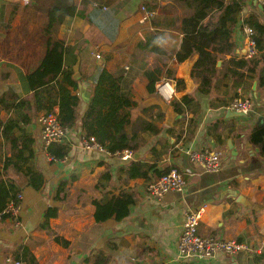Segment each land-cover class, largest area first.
<instances>
[{"label":"crops","instance_id":"1","mask_svg":"<svg viewBox=\"0 0 264 264\" xmlns=\"http://www.w3.org/2000/svg\"><path fill=\"white\" fill-rule=\"evenodd\" d=\"M242 2L232 29L233 52L219 55L217 62L221 63H216L211 73L209 92L198 89L201 79L194 76L196 86L189 92L185 82L178 87L182 62L176 58L183 39V20L194 13L186 0H0V90L12 87L18 91L20 85L24 86L20 72L39 64L46 49V9L51 5L79 6L76 15L54 26L52 32L54 37L81 49L80 82L75 90L80 97L79 116L68 137L72 150L63 159L49 160L38 140V124L34 125L33 133L35 128L38 132L34 133L35 162L48 181L41 190L26 186L18 216L0 219V264H12L7 257H15L24 245L30 247L40 264H96L101 258L100 264H264V147L252 139L253 132L264 125V86L259 85L264 49L258 48L255 71L233 67L229 61L232 57L250 59L244 56L245 19L253 14L264 22V9L261 0ZM143 4L154 11L150 19L142 20ZM156 32L164 33V53L146 54L138 43ZM156 65L163 72L156 91L149 92L145 70ZM103 68L124 76L123 86L136 102L126 131L137 136L140 148L128 159L82 144L81 120ZM233 69L244 75L235 74ZM170 71L174 77H168ZM164 80L168 81V93L174 89L171 99L163 96L169 104L189 93L194 97L181 113L177 112L172 126L165 123L167 113L157 91ZM238 96L252 99V109L246 115L229 106ZM202 147L220 151L219 171H207L191 160L188 150ZM134 160L148 173L129 177L121 170ZM172 166L188 171L186 189L170 190L158 200L151 197L148 182L158 177V171ZM107 171L110 177L105 176ZM62 180L68 181V194L65 200L56 202L59 213L50 222L69 241L66 246L47 237L48 232L39 226L45 209L55 203V189ZM124 189L136 197L130 214L122 220L97 222L93 199L111 198ZM239 195L245 204L238 200ZM200 206L205 207L199 224L201 235L236 237L254 251L179 259L185 215Z\"/></svg>","mask_w":264,"mask_h":264},{"label":"trees","instance_id":"2","mask_svg":"<svg viewBox=\"0 0 264 264\" xmlns=\"http://www.w3.org/2000/svg\"><path fill=\"white\" fill-rule=\"evenodd\" d=\"M194 13L185 17L181 30L183 39L176 58L183 62L186 58L199 54L193 69V76L201 79L198 89L209 92L212 80L211 73L216 70V63L220 54L232 53V29L238 21V15L243 7L241 0H186ZM79 6L72 3L53 4L46 9L47 22L43 32L46 36V49L39 64L34 68L20 72V81L27 89V94H20L10 87L0 94V211H3L9 201L16 199L26 186L36 190L44 189L47 185L45 172L36 165L37 137L29 126L42 112L57 110L61 123L72 128L78 119L80 97L75 93L79 80L74 78V65L81 49L67 43L61 38L53 36V28L62 24L68 17L76 15ZM264 9V2H263ZM218 12L215 17L214 12ZM208 18V22L206 19ZM245 22L255 30V37L259 50L264 49V22L257 15L251 14ZM164 33H150L138 45L148 53H164L162 43ZM233 67L256 70L257 60L236 59L232 57ZM235 74L243 76V71L234 70ZM159 65L145 70L148 78V91H156V83L162 75ZM173 72L168 77H174ZM123 75H115L103 68L99 73L93 96L85 111L81 127L83 136H94L97 141L112 155L117 151L131 149L134 153L140 148L135 134L130 135L126 127L131 122V109L136 105L123 86ZM178 87L184 84L178 79ZM259 85L264 86V71L259 76ZM194 99L191 93L184 95L180 100L174 98L171 104L177 112H182L185 105ZM57 108V109H56ZM2 111L7 113L6 116ZM151 126V124H149ZM264 125L253 132L252 139L264 147ZM70 139L58 143L52 142L47 146V153L56 159H63L72 150ZM172 167L158 171L157 176L168 172ZM125 170L129 177H137L148 173L139 161H132ZM178 168V167H176ZM106 177L111 173L107 171ZM67 180L58 183L55 189L53 205L44 211V219L39 224L57 243L68 245L69 241L59 235L51 226V218L59 213L56 202L67 197ZM136 202L135 194L122 190L119 195L107 199H93L96 205L94 217L97 222L109 219L122 220L130 214L131 206ZM8 215H4L7 217ZM15 258L25 264H40L39 260L28 245L17 251ZM103 262V258L96 264Z\"/></svg>","mask_w":264,"mask_h":264},{"label":"built area","instance_id":"3","mask_svg":"<svg viewBox=\"0 0 264 264\" xmlns=\"http://www.w3.org/2000/svg\"><path fill=\"white\" fill-rule=\"evenodd\" d=\"M261 1L264 2V0ZM140 9L143 12L142 20L150 19L154 15V11L149 9L145 4L141 5ZM244 30L246 34L245 41L247 47L244 56L246 58L255 57L258 53V42L255 37V30L248 24L244 26ZM95 55L97 58H101L102 56L99 52H96ZM167 82V80H164L158 84L157 91L169 100L172 98L174 89L169 93L163 91V87L167 84ZM229 106L235 111L248 114L252 109L253 102L250 97L238 96L232 99ZM35 124H38L39 127L38 140L45 150L52 142L61 143L69 137L71 128L61 123L57 110L42 112L37 117L36 122L30 124V130L33 131ZM82 144L86 148H95L112 155L97 141L94 136H83ZM133 153L134 152L131 149H124L117 151L113 154V156L128 159L133 156ZM188 154L191 160L200 163L207 171L217 172L222 167L221 153L213 148L202 147L196 150H188ZM47 157L49 160H58L49 154ZM187 185L188 171L173 167L168 172L150 180L147 184V192L151 197L158 200L162 199L170 190H185ZM23 198L24 195L22 192L17 195L16 199L9 201L4 210L0 211V219H2L4 215L17 217L21 209ZM204 209V206H200L191 208L187 211L179 241V259H204L212 257L218 252L236 255L241 252L251 253L254 251L253 247L236 237L225 238L220 236L201 235L199 233V224L202 219ZM7 260L12 264H25L22 260H18L11 255L7 257Z\"/></svg>","mask_w":264,"mask_h":264},{"label":"water","instance_id":"4","mask_svg":"<svg viewBox=\"0 0 264 264\" xmlns=\"http://www.w3.org/2000/svg\"><path fill=\"white\" fill-rule=\"evenodd\" d=\"M198 58H199V54H194V55L186 58L182 62L181 67H180L179 74H180L181 78L184 80V82L186 84V88L189 92L193 91V89L196 86V82L193 78V69H194V66H195ZM217 63L220 64L221 61L219 60ZM78 65H79V57H78L76 64L74 65V78L76 80H78L80 77ZM158 95H159V97H161V104L167 113V119H166L165 123L168 126H172L174 119L177 117L178 113L175 110L174 106L172 104H169V102L163 97V95L161 93H158ZM238 113H240L241 115H246L245 113H242V112H238ZM231 147H232V145H231ZM238 200L245 204V199L242 195H239Z\"/></svg>","mask_w":264,"mask_h":264},{"label":"rangeland","instance_id":"5","mask_svg":"<svg viewBox=\"0 0 264 264\" xmlns=\"http://www.w3.org/2000/svg\"><path fill=\"white\" fill-rule=\"evenodd\" d=\"M24 87H25V86L20 85V86L18 87V91H17V92H19V93L22 94V95L25 94V93H27V92L24 90ZM2 92H5V91L0 90V94H1ZM2 114H3L4 116L7 115V113H6L5 111H2ZM34 133L38 134V132L36 131V128L34 129ZM47 237H49L50 239H51V238L53 239V237H52L51 235H49V236H47Z\"/></svg>","mask_w":264,"mask_h":264},{"label":"bare ground","instance_id":"6","mask_svg":"<svg viewBox=\"0 0 264 264\" xmlns=\"http://www.w3.org/2000/svg\"><path fill=\"white\" fill-rule=\"evenodd\" d=\"M165 86V85H164ZM164 88V87H163ZM166 88H167V90H164L163 89V91H165L166 93H168V91H170V88H169V86H168V84L166 85Z\"/></svg>","mask_w":264,"mask_h":264}]
</instances>
